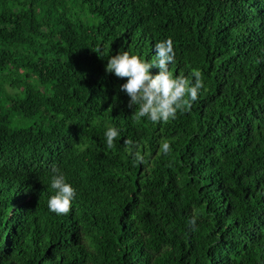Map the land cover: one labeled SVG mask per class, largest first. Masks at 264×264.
I'll return each mask as SVG.
<instances>
[{
    "label": "trees",
    "instance_id": "1",
    "mask_svg": "<svg viewBox=\"0 0 264 264\" xmlns=\"http://www.w3.org/2000/svg\"><path fill=\"white\" fill-rule=\"evenodd\" d=\"M165 39L205 87L154 124L105 67ZM0 264H264V0H0Z\"/></svg>",
    "mask_w": 264,
    "mask_h": 264
},
{
    "label": "clouds",
    "instance_id": "2",
    "mask_svg": "<svg viewBox=\"0 0 264 264\" xmlns=\"http://www.w3.org/2000/svg\"><path fill=\"white\" fill-rule=\"evenodd\" d=\"M174 44L165 39L155 44L153 59H144L128 51H118L107 59L105 71L118 78H126L120 86L128 100V107L133 108L138 119L146 118L154 124L175 120L177 113L188 110L198 100L205 87L201 73L194 72L192 78L174 75L170 66L175 62ZM152 69L158 71L153 74ZM117 127H108L105 132L108 148H112L120 136ZM130 152L135 163L143 164L145 157L129 141ZM171 150L170 143L162 145L163 154ZM51 189L47 201L48 210L56 215H66L76 198V189L67 181L65 174L58 167L51 169Z\"/></svg>",
    "mask_w": 264,
    "mask_h": 264
}]
</instances>
